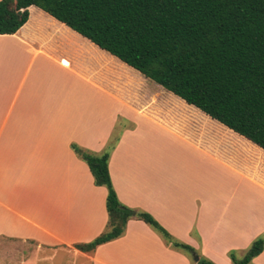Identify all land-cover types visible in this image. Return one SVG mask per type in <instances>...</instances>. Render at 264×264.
Returning <instances> with one entry per match:
<instances>
[{
	"label": "crops",
	"instance_id": "crops-1",
	"mask_svg": "<svg viewBox=\"0 0 264 264\" xmlns=\"http://www.w3.org/2000/svg\"><path fill=\"white\" fill-rule=\"evenodd\" d=\"M37 9L0 35V239L37 247L21 264H232L264 236V150ZM111 137L119 202L198 256L137 219L92 252L74 247L104 231L107 190L71 146L100 153Z\"/></svg>",
	"mask_w": 264,
	"mask_h": 264
},
{
	"label": "trees",
	"instance_id": "trees-1",
	"mask_svg": "<svg viewBox=\"0 0 264 264\" xmlns=\"http://www.w3.org/2000/svg\"><path fill=\"white\" fill-rule=\"evenodd\" d=\"M31 5L264 150V0H0V35L17 33ZM116 141L100 153L71 146L94 185L107 190L104 231L74 247L92 252L137 219L171 248L198 256L150 214L119 202L108 170ZM263 249L259 236L228 257L251 264Z\"/></svg>",
	"mask_w": 264,
	"mask_h": 264
},
{
	"label": "rangeland",
	"instance_id": "rangeland-1",
	"mask_svg": "<svg viewBox=\"0 0 264 264\" xmlns=\"http://www.w3.org/2000/svg\"><path fill=\"white\" fill-rule=\"evenodd\" d=\"M138 77L139 76L134 77L131 75H127V77H125L124 73L120 71V79H126L128 81L135 82L138 80ZM151 83L155 85L157 89H160L164 93L168 94V92L163 90L160 86H158L154 82ZM112 139L114 138L111 137V140ZM37 255H38V250L37 247L33 245V243L0 239V264H21L22 262L24 263V261L28 260L31 257H37ZM36 259L37 258H35V260ZM39 264H47V263L41 262Z\"/></svg>",
	"mask_w": 264,
	"mask_h": 264
},
{
	"label": "water",
	"instance_id": "water-1",
	"mask_svg": "<svg viewBox=\"0 0 264 264\" xmlns=\"http://www.w3.org/2000/svg\"><path fill=\"white\" fill-rule=\"evenodd\" d=\"M194 261L197 262L198 261V257H194Z\"/></svg>",
	"mask_w": 264,
	"mask_h": 264
}]
</instances>
